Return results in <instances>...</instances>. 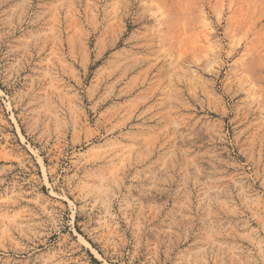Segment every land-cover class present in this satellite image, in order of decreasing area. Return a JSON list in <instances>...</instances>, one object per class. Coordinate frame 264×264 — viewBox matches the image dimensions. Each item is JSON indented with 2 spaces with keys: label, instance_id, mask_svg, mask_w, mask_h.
<instances>
[{
  "label": "rangeland",
  "instance_id": "rangeland-1",
  "mask_svg": "<svg viewBox=\"0 0 264 264\" xmlns=\"http://www.w3.org/2000/svg\"><path fill=\"white\" fill-rule=\"evenodd\" d=\"M0 264H264V0H0Z\"/></svg>",
  "mask_w": 264,
  "mask_h": 264
}]
</instances>
